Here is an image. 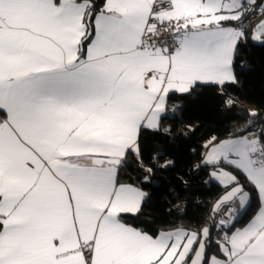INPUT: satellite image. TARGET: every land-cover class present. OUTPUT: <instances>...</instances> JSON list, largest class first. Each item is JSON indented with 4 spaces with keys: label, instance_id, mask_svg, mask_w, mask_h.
<instances>
[{
    "label": "crops",
    "instance_id": "obj_1",
    "mask_svg": "<svg viewBox=\"0 0 264 264\" xmlns=\"http://www.w3.org/2000/svg\"><path fill=\"white\" fill-rule=\"evenodd\" d=\"M156 1L126 0L118 10L136 17L132 34L117 33L107 48V56L93 49L95 59L89 62L107 73L112 100L105 103L106 96H89L59 105L50 125L47 122L37 125L43 129L38 139L41 147L36 149L40 158L25 148L23 152H6L0 162L3 165L0 191L9 198L0 211L12 213L9 221L13 225L0 251L8 264H85V261L88 264H177L184 247L179 245L177 230L152 237L121 221L123 215L118 214L135 212L146 192L140 187H130L134 184L118 177L117 183L123 187H117L114 193L111 183L114 163H103V170L108 172L103 183L74 184L65 175L66 172L70 176L83 175V170L100 169L101 157L89 153L107 152L114 157L117 153L110 146L133 144L138 124L154 126L149 108L153 99L160 101L164 90L233 77L229 61L232 44L240 33L219 23L221 15L217 9L238 8V0L233 4V0H163L170 3V9L162 14V19H182L186 31L217 33L211 44L195 54L181 49L180 38L184 34L170 53L138 49ZM23 14L31 20L21 22L18 33L38 42L45 56L59 59L68 38L63 33L46 30L50 22L47 11L26 9ZM24 63L23 58L5 56L3 66L7 73ZM176 105L167 101V111ZM224 142L223 146L209 150L206 158L212 164L221 161L239 169L256 185L259 201L264 200V166L253 163L260 143L253 133ZM21 157L25 172L9 171L12 162ZM241 215L236 208L233 221ZM257 233L264 234L261 205L244 225L232 229L224 242L234 244L239 250L246 248L248 237ZM81 246L92 250L88 258ZM260 251L264 249L258 248L257 252ZM161 253L165 254L158 260ZM213 264L225 262L221 258Z\"/></svg>",
    "mask_w": 264,
    "mask_h": 264
},
{
    "label": "snow or ice",
    "instance_id": "obj_2",
    "mask_svg": "<svg viewBox=\"0 0 264 264\" xmlns=\"http://www.w3.org/2000/svg\"><path fill=\"white\" fill-rule=\"evenodd\" d=\"M235 2L236 0H233V3ZM125 3L126 0H0V162H2L6 152H23L25 148L34 156L40 158L36 149L41 147L38 139L43 129L37 127V125L41 122H47L50 125L52 114L59 105L70 104L89 96H106L105 103L112 100V96L109 95L111 84L107 73L89 61L95 59L92 55L94 48L107 56V48L112 44L117 33L132 34L131 29L136 22V17L123 15L118 10ZM238 3V8L221 7L217 9V12L221 15L219 23L228 25L233 31L239 30L240 33L232 44V59L229 61V66L234 64L236 49L241 44H246L254 53L264 57V19L258 20L251 27H249L246 19V17L256 15L258 10L264 8V0H238ZM37 8L45 9L50 16L49 26L46 30L63 33L68 38L64 42L59 59L45 56L40 50L38 42L22 37L18 33L20 23L31 20V17H26L23 14L24 10ZM260 16L264 17V13H261ZM156 18V16L150 17V19ZM160 22L163 23L164 21L161 20ZM258 29L260 30L258 31ZM216 36L217 33L185 31L180 38L181 49L195 54L211 44ZM5 56L23 58L25 63L9 69L6 73L3 66ZM247 64V61L241 63L239 65L240 70ZM200 83L216 86L220 90L219 94L224 95L223 87L227 84H235L237 81L233 75L229 80H204ZM193 87H195V83L188 88H170L164 90L159 102H157V99H153L149 111L155 121L154 126L149 127L141 122L136 126V136L133 144L110 146L117 153L116 156L113 157L107 152L89 153L101 157L99 160L100 169L83 170V175L70 176L67 172L65 175L74 184L89 181L103 183L108 177V172L102 168L103 163H114L115 171L111 174V183L115 193L117 187H123L117 183L121 168L132 167V163L128 162V158L131 157L136 164V171L142 172L144 175L138 178V184L130 185V187L147 188L151 190V195L141 199L140 207L135 212H124L118 215H138L144 201L155 196L157 189L161 187H163L164 194H170L173 191L193 192L194 185L189 186L187 181L184 182L182 188L177 187L175 184L165 185V178L155 175L156 170L145 163L146 150L141 143L143 139L142 131H149L163 135L165 139L159 141V144L167 145L170 151L180 150L182 145L177 143L173 148L169 144L168 138L175 135L182 139H188L191 132L198 130V126H193L192 120H188L186 128L183 130L178 129L176 127L177 122L183 123L187 119L184 115V104L182 102L178 103L169 113L167 111V101L173 94L177 95L182 101L184 96L191 93ZM234 103L235 101L229 97L227 104L232 105ZM249 115L257 116L259 113L251 112ZM165 120L169 123L166 127H163L162 122ZM259 127L260 131L254 132L253 135L261 145L260 151L264 153V142H262L261 135L264 133V124ZM224 143V141H220L218 144L215 137H213L206 141L201 148L207 154L209 150L223 146ZM183 147L190 155L200 156V160L187 171L190 180L200 179L201 187L210 185L214 189H222L223 193H227L237 184H239L241 191L246 190L245 186L240 184L239 179L236 177L230 185H221L214 179L209 178L216 169L206 158V155H200V150L197 149L189 150L187 145H183ZM24 155L26 156L27 153H24ZM164 155L165 153L162 152L153 153L152 159L159 160ZM24 163L22 157L13 161L9 171L23 174L25 172ZM176 163V159H170L161 165L158 170L169 171L175 167ZM217 163L222 162L218 161ZM253 163L257 165L264 164V160L254 161ZM232 166L238 167L235 164ZM2 168L3 165L0 163V180H2ZM205 169H209V171L205 172ZM249 183H252V181L249 180ZM252 186L253 191L256 192V185L253 184ZM256 195L259 196V193L256 192ZM251 199L252 194L250 193L249 201ZM8 202L9 198L6 193L0 191V209ZM187 203H193L191 195L187 196ZM220 203L226 211L227 203L222 198ZM260 205L264 207V200L260 201ZM11 216V212L0 211V251H2L4 238L10 235L13 228L9 221ZM235 223L234 220L233 225ZM233 225H229L224 229L226 235L232 232ZM206 231L210 233L211 228L209 227ZM205 239L208 240V243L204 245V252L199 264H213L214 260L221 258H223L225 264H264V251L257 252L258 248L264 249V234L257 233L256 236H249L246 248L242 247L239 250L236 249L234 244L229 245L220 238L212 240L210 236H206ZM199 240L200 233H197V239L193 241L192 248L184 257L188 264H192V253ZM213 244L220 250L219 256L216 253H209L208 249ZM222 244L223 249L221 250ZM168 246H171L170 242ZM164 254L161 253V256L157 259H162ZM229 256H231V259H229ZM0 264H8L7 258L3 255H0ZM85 264H88V261H85Z\"/></svg>",
    "mask_w": 264,
    "mask_h": 264
},
{
    "label": "trees",
    "instance_id": "obj_3",
    "mask_svg": "<svg viewBox=\"0 0 264 264\" xmlns=\"http://www.w3.org/2000/svg\"><path fill=\"white\" fill-rule=\"evenodd\" d=\"M262 9V13H264V8ZM248 18L246 17L247 20ZM261 19L264 17L259 16L254 22L248 23L249 27ZM244 61H247L248 64L240 70L239 65ZM232 69L237 83L225 85L223 87L224 95L219 94L220 90L216 86L195 84L191 93L184 96L182 101L175 94L168 99L170 104L181 102L184 104V115L187 119L183 123L177 122L178 129L186 128L188 120H192L193 126H198V130L191 132L188 139H182L175 135L168 138L169 144L173 148L177 143L182 145L180 150L170 151L167 145L159 144V141L165 139L163 135L142 131L141 143L146 150L145 163L156 170L155 175L164 177L165 185L175 184L182 188L184 182L187 181L189 186L194 185V191L187 193L173 191L170 194H164L163 187H161L157 189L155 196L144 201L138 215H123L120 218L122 222L139 228L152 237H156L162 232L178 229L200 233L210 227L211 232H208V236L214 240V232L218 227H221L216 224V212L221 204L220 199L225 193L222 192V189H214L210 185L201 187L200 179H189L187 171L200 160V156L190 155L183 145H187L189 150H200V155L207 156L201 146L213 137L219 144L220 141L238 139L249 133L260 131L259 126L264 124V57L254 53L246 44H241L236 49ZM229 97L235 101L234 104H227ZM168 112H171L170 108H168ZM251 112L259 113V115L251 116L249 115ZM168 123L165 120L162 122V126L166 127ZM261 135L262 142H264V133ZM157 152L165 153V155L159 160H153L152 155ZM170 159L177 160L174 168L169 171L158 170ZM128 162L132 163V167L121 168L119 180L136 185L138 178L142 177L144 173L136 171V164L131 157L128 158ZM213 165L215 171L231 172L234 177L239 179L240 184L245 186L249 194H252V199L248 202L245 212L234 225L231 224L233 229L244 225L260 206L259 196L256 195L257 191H253L252 184L240 171L224 163ZM208 171L209 169H205V172ZM142 190L146 192V196L151 195V190L147 188ZM188 195L193 197V203H187ZM207 243L208 240H206ZM208 251L219 256L220 250L215 244Z\"/></svg>",
    "mask_w": 264,
    "mask_h": 264
},
{
    "label": "built area",
    "instance_id": "obj_4",
    "mask_svg": "<svg viewBox=\"0 0 264 264\" xmlns=\"http://www.w3.org/2000/svg\"><path fill=\"white\" fill-rule=\"evenodd\" d=\"M170 9V3L163 0H158L152 4L150 17L156 16V19H148V29L146 30L143 38L141 39L139 50H151L156 51L161 49L165 52H172L178 47L179 38L185 33V23L182 19H162V14L167 12ZM262 10H258L256 15L250 16L248 18V23L253 22L261 14ZM164 21L161 23L160 21ZM254 160H264V153L258 152L254 155ZM257 165V164H256ZM257 166H264L260 164ZM228 207L225 211V208L219 204L216 212V224L219 231L214 232L213 238L216 240L220 238L224 241L226 234L224 228L229 226L235 216L236 208L233 202H226ZM80 249L84 252L86 258L92 254V250L81 246Z\"/></svg>",
    "mask_w": 264,
    "mask_h": 264
},
{
    "label": "rangeland",
    "instance_id": "obj_5",
    "mask_svg": "<svg viewBox=\"0 0 264 264\" xmlns=\"http://www.w3.org/2000/svg\"><path fill=\"white\" fill-rule=\"evenodd\" d=\"M232 4H233V1H232ZM262 11H263V9H262ZM259 30L260 29H258V31ZM230 173L231 172L224 171V170H217V171L212 172L211 179H214L216 182L220 183L221 185H230V184H232L233 179H234V175H232V173L231 174ZM222 199L225 202L229 201V202L235 203V205H236L235 208H239V213L241 215L245 212V209L248 205L249 192L247 190L241 191L239 184H237V185L233 186L230 189V191L225 193L222 196ZM206 230L207 229H204L200 232V240L197 243V246L193 250V253H192V257H193V258L191 257L192 264H199L201 256L203 255L204 245H205V241H206L205 237L208 236V231H206ZM176 232L177 233H175V234L179 235L178 236L179 245L184 246L183 250H181V252H179V254H178V259H177L176 263L177 264L178 263L179 264L180 263L186 264V261L184 259L185 254L188 253L189 249L192 248L193 241H195L197 239V232L189 231V230L185 231L183 229H178Z\"/></svg>",
    "mask_w": 264,
    "mask_h": 264
}]
</instances>
